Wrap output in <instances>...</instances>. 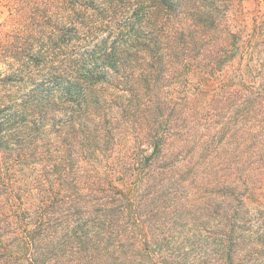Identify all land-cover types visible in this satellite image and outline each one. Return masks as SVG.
<instances>
[{
	"label": "trees",
	"instance_id": "1",
	"mask_svg": "<svg viewBox=\"0 0 264 264\" xmlns=\"http://www.w3.org/2000/svg\"><path fill=\"white\" fill-rule=\"evenodd\" d=\"M0 8V264H264V0Z\"/></svg>",
	"mask_w": 264,
	"mask_h": 264
},
{
	"label": "rangeland",
	"instance_id": "2",
	"mask_svg": "<svg viewBox=\"0 0 264 264\" xmlns=\"http://www.w3.org/2000/svg\"><path fill=\"white\" fill-rule=\"evenodd\" d=\"M6 11L2 8H0V23L2 22V20L6 17Z\"/></svg>",
	"mask_w": 264,
	"mask_h": 264
}]
</instances>
